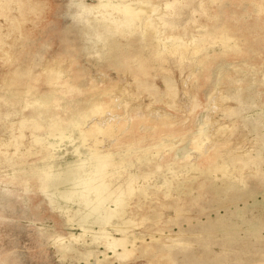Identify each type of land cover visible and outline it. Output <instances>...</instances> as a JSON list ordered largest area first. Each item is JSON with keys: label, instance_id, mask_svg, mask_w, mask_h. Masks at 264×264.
I'll return each instance as SVG.
<instances>
[{"label": "rangeland", "instance_id": "obj_1", "mask_svg": "<svg viewBox=\"0 0 264 264\" xmlns=\"http://www.w3.org/2000/svg\"><path fill=\"white\" fill-rule=\"evenodd\" d=\"M142 2L157 23L150 40L145 16L121 8ZM262 8L0 0V264H264ZM137 42L161 65L134 55ZM21 69L37 75L34 98L3 84ZM31 101L64 124L33 125ZM136 116L138 134L124 138ZM102 162L91 186L79 180ZM127 189L142 204L135 225L100 221ZM122 238L126 258L110 244Z\"/></svg>", "mask_w": 264, "mask_h": 264}, {"label": "bare ground", "instance_id": "obj_2", "mask_svg": "<svg viewBox=\"0 0 264 264\" xmlns=\"http://www.w3.org/2000/svg\"><path fill=\"white\" fill-rule=\"evenodd\" d=\"M261 10H263L262 7H264V0H257ZM120 8V7H119ZM123 9V11L129 16V18L134 17L136 15H143L145 16V18L148 20L147 24L148 26L151 28V33L147 34V36L144 37L145 40H150L151 37L153 36L154 33H158L157 30V23L154 19H152V17H148L146 15H148L147 11H148V2H142V4H138V6H124L121 7ZM120 8V9H121ZM152 8V7H150ZM154 11H156V8L153 9ZM120 26L117 24H112V29H116L119 28ZM125 29V28H124ZM209 33L214 35V27L212 29H209ZM227 36H232V33H227ZM137 39V38H136ZM136 39H134V42H136ZM119 45H117L118 47ZM139 48V50H138ZM182 48V46H175L172 47L171 50L169 51L170 53H177L180 49ZM134 55H136L139 58H145V60L148 59L149 64L153 65V66H160L161 65V61L156 60L153 56L152 57H147L145 55V50H143V48H141V45L138 44L137 42V46L134 44ZM178 56V55H177ZM138 69L143 72L145 71V64L138 66ZM50 75H48L47 80L50 81ZM36 74H31V72L29 71H25V70H18V71H13L11 72L10 76L6 77L3 81V84L9 88H12L14 91L15 95H25L28 96L30 98H34V95L37 94L38 90L40 92V86L36 85L34 82L37 80L36 79ZM29 78L30 82L26 81L25 78ZM169 81H172L171 79V74L168 73V78ZM110 98L107 95L103 96V100L102 103L99 104H95L92 108V110L94 111H98L100 110L103 106H106L109 102ZM32 103H30L31 109H29L30 112V118L32 119L33 125L35 126H41L43 124L48 125L50 127L51 130H56L59 129L63 124L64 121L66 120L67 115L64 114H60L59 112H57L54 108H46L42 111L39 110V106L36 103H33L34 101H31ZM71 117V116H70ZM71 120H73V118L71 117ZM141 123V120L139 119V117H134L133 121H132V129L129 130L130 134L124 138H129L131 136V138H133L134 135H137V128H139L138 124ZM155 128L158 129V124L154 125ZM94 126H91L88 129L89 135H92L94 132ZM134 129V130H133ZM133 130V131H132ZM128 131V132H129ZM159 132H161L158 129ZM107 132L108 134L112 133V129L111 127H107V129L104 131ZM127 134V133H126ZM128 141V140H127ZM95 145V143H94ZM107 167V163L106 162H102L99 163L98 165H96L93 170H91L88 173L85 174H77L79 180L81 182H83L85 185L87 186H91L92 184V180L94 179V177L98 176V175H102V173L105 171ZM96 190V196L98 198V206L100 209V200H105V193L107 192V187L104 186H99V187H95ZM128 190V194L127 196L125 194H123V196H117L115 199V209L113 211L104 213L102 212V210L98 211V216L97 218L100 221H103L105 223H109L110 219L116 214V215H120L122 217H124V223L125 226H134L137 217L139 216V209L141 210L142 208V204L139 202V204H134L131 203L132 199H133V192L131 191V189H127ZM129 239L126 238H122L121 240H117L114 239L113 242H111V247L113 249H116V247L119 245L120 247H122V251L120 253V255L123 258L128 257L130 254L133 253V248H128L127 246V242ZM167 245H170L169 243ZM172 246V245H171ZM149 248L148 244H145L144 246V251H146ZM162 251V250H161Z\"/></svg>", "mask_w": 264, "mask_h": 264}]
</instances>
